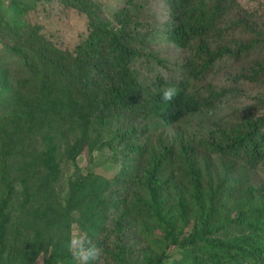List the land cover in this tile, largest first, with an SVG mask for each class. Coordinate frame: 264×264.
Here are the masks:
<instances>
[{
  "label": "trees",
  "instance_id": "obj_1",
  "mask_svg": "<svg viewBox=\"0 0 264 264\" xmlns=\"http://www.w3.org/2000/svg\"><path fill=\"white\" fill-rule=\"evenodd\" d=\"M6 1L0 2V264H37L42 256V264H75L66 248L72 225L99 249L109 215L120 209V220L133 216L159 230L171 252L141 264H264V198L247 177L264 161V115L255 118L256 104L230 116H243L231 128L196 143L226 160L219 176L204 158L166 149L160 134L154 137L187 116L215 113L223 92L198 84L223 61L248 66L237 74L242 81L264 83V10L243 13L236 0H163L162 34L183 52L181 74L144 86L131 68L152 57L138 32L148 26L137 18V0H123L111 18L99 0ZM54 1L85 20L71 50L23 19ZM166 87L176 89L169 101L160 99ZM139 119L149 128L136 125ZM99 143L123 158L113 179L65 172L66 160ZM120 188L133 195L115 202ZM192 213L196 227L183 232ZM122 247L105 264H127Z\"/></svg>",
  "mask_w": 264,
  "mask_h": 264
},
{
  "label": "rangeland",
  "instance_id": "obj_2",
  "mask_svg": "<svg viewBox=\"0 0 264 264\" xmlns=\"http://www.w3.org/2000/svg\"><path fill=\"white\" fill-rule=\"evenodd\" d=\"M0 2L4 5L7 4L6 0H0ZM99 2L102 4L103 14L107 18H111L114 13L124 6L123 0H99ZM236 2L243 13L261 15L264 10V0H236ZM135 4L139 6L138 10L140 12L137 18L142 25L148 26L147 29L138 30L140 34H145L148 38V51L145 54L149 53L152 57L146 56L133 63L132 71L144 86L155 84L159 79L167 81L178 78L181 74L179 68H181L183 62V52L168 44L162 34L166 22L163 0H137ZM23 19L31 25L40 26L48 39L61 48L69 50L76 44L78 35L85 31L84 18L74 12L62 10L56 1L39 6L35 11L24 16ZM247 68V65L237 62L232 63L231 60L223 61L218 68L216 66L212 73L198 84L201 88L210 87L216 92H223V99L219 101L215 113L213 115L187 116L181 122L169 128H158L154 137L160 134L162 146L166 149L170 148L176 153L185 149L191 151L194 156L204 158L211 164V173L219 176V163H226V160H221L218 156H212L199 150L196 148V143L203 140L210 141L211 136H213L211 132H224L237 124L243 116L234 121H231L229 117L235 112L249 108L251 105L256 104L255 118L264 115V83H248L237 77V74L244 73L243 70H248ZM233 79L236 83L232 81ZM35 87L36 83L31 88ZM233 90H237L240 97L234 96ZM201 94L205 95L204 91ZM137 121L139 122L136 125H144L148 128L150 126V122L146 120L140 121L139 119ZM122 125H128L127 118L123 119ZM145 137L146 135L142 136L139 142L145 141ZM100 142H105V138L102 137ZM114 156L111 150L99 143L90 151L85 148L79 156L75 157L73 163L66 160L65 172L70 175L76 170L78 174L90 173L104 179H113L118 173L120 161L123 160L119 154L115 158ZM129 158L134 159V156L131 155ZM144 163L146 162L143 160L139 166ZM247 177L248 184L254 194L264 198V161L257 170L248 172ZM123 192L124 189H117L116 195L112 196V200L119 202L124 197L133 195L128 193L124 196ZM123 211V209H120L118 212L109 215V223L106 227L107 233L103 234L101 238L102 246L99 247L97 258L99 264L110 261V256L116 254L117 249H120L119 246H123L124 260L127 264H141L146 258L154 257L165 251L168 256L171 255V252L164 248V244L166 245L165 239L159 230H152L150 225L138 223L133 216L120 220L119 217ZM189 219V224L183 228V232L196 227V214L192 213ZM117 220H119L118 224L121 226V231L118 234L115 233V222ZM77 230L80 231L77 225L73 224L71 232ZM43 259L42 256L37 264H42Z\"/></svg>",
  "mask_w": 264,
  "mask_h": 264
},
{
  "label": "clouds",
  "instance_id": "obj_3",
  "mask_svg": "<svg viewBox=\"0 0 264 264\" xmlns=\"http://www.w3.org/2000/svg\"><path fill=\"white\" fill-rule=\"evenodd\" d=\"M174 87H166L163 89L160 99L169 101L175 95ZM66 248L70 253L75 264H93L99 256V249L91 243L88 235L84 231H73L69 234Z\"/></svg>",
  "mask_w": 264,
  "mask_h": 264
}]
</instances>
